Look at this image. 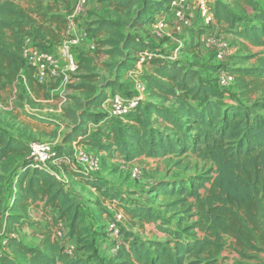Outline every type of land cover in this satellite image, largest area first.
<instances>
[{"label":"trees","instance_id":"1","mask_svg":"<svg viewBox=\"0 0 264 264\" xmlns=\"http://www.w3.org/2000/svg\"><path fill=\"white\" fill-rule=\"evenodd\" d=\"M96 1L107 4L114 19L91 21L87 35L97 44L99 54L122 59L116 65L117 72L134 68L140 56H146L150 65L144 81L148 101L128 115L108 118L102 125L107 90L122 93L125 84L116 78L98 87V75L89 67V60H81L78 69L86 75L79 76L81 81L72 89L86 98L78 100L80 112L65 110L74 126L64 136V144L72 147L73 143H86L105 159H114L115 154L126 162L192 157L209 166L206 172L188 179L159 181L150 188L154 198L163 201L166 212L179 217L181 227L185 221L191 223L184 229L169 228V220L153 207L138 202L127 206L128 199L107 180L67 169L105 201L122 206L131 220L154 224L165 236L163 241H143L133 232L120 229L122 241L115 244L116 261L229 264L224 254L230 251L241 260L263 264L264 3L259 6V0L216 1L213 24L233 35L247 53L240 57V66L223 68L201 65L199 60L184 63L130 31L153 24L162 12H172L174 0ZM73 13L72 0L47 4L42 0H0L1 99L13 95L26 102L28 93L36 99L50 97L49 88L36 80L35 68L24 58V51L32 44L50 52L69 40ZM205 29L208 28L188 30L197 41ZM196 41L183 44V50L194 53L202 42ZM251 48H262L263 52L251 54ZM254 58H259L258 66H244ZM202 69L211 74L224 73L234 81L237 92L232 93V103L225 101V94ZM19 87L23 93L16 95ZM30 119L39 125H52L36 116ZM89 124L96 128L90 131ZM64 147L57 150L61 157L71 152ZM29 150V143L0 128V224L4 223L10 234L0 250V264H106L96 243L89 241L81 200L49 171L34 168L28 159ZM16 161L19 163L7 176L10 164ZM40 208L55 217L49 226L37 224L42 237V246L37 248L25 244L16 233L30 224L29 212ZM60 231L63 238L58 237ZM74 240L81 248L70 252L68 245ZM79 250L84 254L79 255Z\"/></svg>","mask_w":264,"mask_h":264},{"label":"rangeland","instance_id":"2","mask_svg":"<svg viewBox=\"0 0 264 264\" xmlns=\"http://www.w3.org/2000/svg\"><path fill=\"white\" fill-rule=\"evenodd\" d=\"M42 1L44 4H47L54 0ZM87 3V6H82L79 0H72V7L74 8V13L71 17L72 31L81 37V44L87 43L89 45V49L84 52H81L79 49L81 45L73 46L71 48L72 52L77 54L78 66L81 60H89V67L93 68L94 73L98 75L96 81L98 87H101L108 81L115 80L116 78L119 79L120 83L125 84V90L122 93H115L112 89H108V97L115 94H121L127 97L140 96V93L137 91V86L139 83L144 82L145 76L150 73L149 61L146 56L142 55L134 68H128L121 72H117L116 65L121 62L122 59L99 54L97 51V44L87 35L89 23L91 21L98 18L114 19L112 10L107 4L98 3L97 1L93 4L91 0H87ZM263 3L264 0L258 1L259 6L263 5ZM183 5L190 8L197 21L196 24L200 26L202 20L198 16L195 1L184 0ZM62 8L65 10V5H62ZM87 8L89 16L88 18H84L83 12ZM76 10L79 11L76 12ZM171 17H174L173 12L166 13L165 19ZM174 21H176L175 18ZM161 23H163L164 27L157 29L156 27ZM169 24L160 17L156 18L153 24L144 25L131 29L130 31L141 36L146 41L154 43L156 48L167 51L174 59H179L187 64L199 60L201 65L206 66H219L223 68L240 66V57L246 56L247 54L242 51L243 47L233 35L224 32L223 29L215 24L208 28L209 31H207L208 29H205L206 31H204L202 36H198L199 39H197V41H201L202 39H204V41L198 44V48H196L194 53L184 51L182 47L183 43L185 44L191 41L195 42L196 40H194L192 36L189 39H186L185 34L190 32L187 30L182 34H179L175 29V33H173L172 30L169 29L171 28ZM124 31L127 32L128 29L125 28ZM70 37L71 38L67 41L72 39L71 35ZM211 37L212 39L210 40L209 38ZM176 38L179 39V43H176L174 40ZM222 41L227 44L225 48L220 47V42ZM93 45L95 46V49H92ZM54 48L57 51L60 50L61 53L62 45L55 46ZM262 52V48H251L250 50L251 54ZM261 58H263L262 55ZM59 61L61 67L66 65L64 60L59 59ZM258 65L259 58H254L244 66L253 67ZM202 72L213 80L218 89L225 94V101L227 103H232L234 101L232 93L237 91L235 83L231 78L224 73L211 74L204 69H202ZM83 75H86V72L78 69L74 75L70 76L71 79L68 82L63 81L62 77H57L55 80L52 79L48 84L50 97L46 100L36 99L29 93L27 94L28 101L26 102L16 100V97L13 95H11V97L9 96V99L7 100L0 98V128L8 130L13 136L22 139L27 143L40 141L46 142L56 149L67 146L66 149H68V151H73L74 149L78 151H88V153L97 156L101 161L100 167L92 172L91 175L100 176L102 179L107 180L119 189L123 196L128 199V202H126L127 206L132 205L130 204L131 202H138L155 208L163 214L164 220H169V228L184 229L185 227L190 226L191 223L185 221L181 227L178 224L179 217H174L172 213H167L165 208L162 207L163 201L154 198V195L151 194L150 188L152 183L154 184L164 180L176 181L188 179L192 175L206 172L209 169V166L205 163L192 157H184L182 160L168 158L161 160L141 159L130 164L126 161L118 163L113 158L105 159L101 153L99 154L98 151L89 147L86 143H81L80 145L76 143L75 145L73 144L72 147L64 144V136L74 126L73 122L68 119L65 110H76L80 112L78 102L85 100L86 98L83 93L72 89V86L81 81L79 76ZM22 93V87H19L17 92H15L16 95ZM61 94L67 98L65 103H62L61 101ZM260 96L261 94L254 96V98H259ZM3 97L6 98V95L4 94ZM142 97L145 102L148 101L147 95L144 94ZM101 112L105 114L103 121L108 119L109 113L106 105H103ZM32 116L45 119L52 125H39L30 119ZM91 125L92 124H89L90 129L96 128L94 126L91 128ZM177 162H180L178 166H176ZM18 163L19 162L16 161L10 164L11 171L7 176H11ZM136 169H138V172L135 171ZM69 186L68 188L84 205L85 225L88 228L89 241H94L96 243L101 255L105 258L106 264H118L115 259V252L112 250H114V245L121 242L122 239L112 237L108 227L109 223L117 219L119 215H122V219H120L119 222L120 229H126L133 232L143 241L165 240V236L154 224L142 225L138 219L131 220V218L125 214L122 206L105 201L100 194L92 191L84 184L78 182L75 178H71V184ZM54 217V213H46L42 211V208L31 210L27 215L30 224L18 230L16 237L31 247L41 248L42 237L40 236V228L37 224L39 223L43 226H49ZM5 228L6 225H1L0 227V250L4 248L6 238L10 236ZM199 236H203V234H199ZM68 247L75 252L76 249L81 248V245L74 240V243H69ZM78 254L83 255L84 252L79 250ZM224 255L225 257H228L227 263L229 264H259L256 261L241 260L237 254H232L230 251H226ZM260 257L262 262H264V254Z\"/></svg>","mask_w":264,"mask_h":264},{"label":"built area","instance_id":"3","mask_svg":"<svg viewBox=\"0 0 264 264\" xmlns=\"http://www.w3.org/2000/svg\"><path fill=\"white\" fill-rule=\"evenodd\" d=\"M82 6H87V0H79ZM197 6V12L199 18L202 20V24L199 26L195 20L194 15L190 8L183 5L184 0H174L172 3V12L176 20L175 29L179 34H182L185 30L193 29L194 27H204L210 28L213 24V14L212 8L209 0H194ZM82 10V9H81ZM79 10H76L78 12ZM163 23L159 24L156 28H163ZM69 34L72 36L70 41H66L62 44L61 53L56 54L55 51L44 52L35 48L32 44L28 45L24 51V58L35 68V78L36 80L48 87V84L52 79L57 77H62L63 81L68 82L71 79V75H74L78 70L77 57L75 52H72V47L81 45V37L78 34L73 33L70 24ZM208 37V36H207ZM213 37V36H212ZM209 38L210 40L212 39ZM204 41V40H203ZM220 47L225 48L226 43L220 42ZM95 49V46H92ZM59 59L66 62L64 67H61ZM225 81V80H224ZM49 88V87H48ZM147 84L141 82L137 86V91L140 96H123L121 94H115L108 97L105 104L109 117L111 119L120 118L128 115L131 111L138 108L143 102V95H147ZM142 94V95H141ZM62 103L67 101V98L60 95ZM107 119L101 124H105ZM29 156L28 159L32 163L34 168H44L49 171L54 177L61 182L64 186L68 187L71 184L72 176L67 172V169L73 168L76 170H81L87 174H91L96 171L100 165L101 161L95 155L88 153L86 150H76L74 149L66 156H59L55 147L51 146L46 142H29ZM138 172V169L135 170ZM153 185V183L151 184ZM70 187V186H69ZM122 219V215H119L117 219L109 223V232L112 237L120 238V227L119 222ZM1 227V225H0ZM59 238H63V232L60 231L58 234ZM118 247L115 245L113 252L116 253ZM69 251L72 252L71 248Z\"/></svg>","mask_w":264,"mask_h":264},{"label":"crops","instance_id":"4","mask_svg":"<svg viewBox=\"0 0 264 264\" xmlns=\"http://www.w3.org/2000/svg\"><path fill=\"white\" fill-rule=\"evenodd\" d=\"M91 1H92L93 4H95V2H96V0H91ZM216 1H217V0H209L212 9H213V7H214ZM98 6H99V5H98ZM87 10H88V8L85 9V11L83 12V17H84V18H88V16H89ZM71 17H72V16H71ZM160 17H162L163 20H164L166 23H168V24L170 23L169 26H170L171 28H169V29H171L172 32L175 33V24H176V21H174V17H171V18H167V19H165V17H166V13H165V12H162V13H160V14L157 16V18H160ZM95 20H96V19H95ZM80 23H81V22H80ZM169 31H170V30H169ZM188 31H189V30H188ZM185 35H186V39H189L191 36H192V37L194 36V34L191 33V31L188 32V33H186ZM169 36H170V35H169ZM174 40L176 41V43H179V39H178V38H176V39H174ZM203 40H204V39H202L201 41L203 42ZM183 44H184V43H183ZM79 49H80L81 52H84V51H86V50L89 49V45H88L87 43H86V44H81V46H80ZM52 50L55 51L56 54H59V51H57L54 47H53ZM75 55L77 56V54H75ZM144 81L146 82L145 79H144ZM93 126H94V125H93ZM90 131H91V129H90ZM73 144L75 145L76 143H73ZM73 144H72V145H73ZM98 153L100 154V152H98ZM96 155H97V154H96ZM101 155H102V154H101ZM141 159H145V158H141ZM141 159H134V160L130 161L128 164H130V163H132V162H135V161H138V160H141ZM114 160H116L118 163H121V162H124V161H125V160H123L121 157H118L117 154H115ZM94 176H97V175H94ZM98 177H100V176H98ZM72 178H74V177H72ZM1 225H4V223H2Z\"/></svg>","mask_w":264,"mask_h":264}]
</instances>
